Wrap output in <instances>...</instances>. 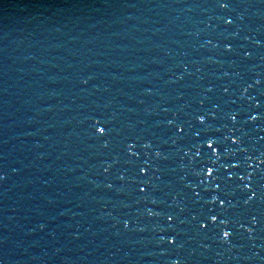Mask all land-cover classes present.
<instances>
[{
	"label": "water",
	"instance_id": "1",
	"mask_svg": "<svg viewBox=\"0 0 264 264\" xmlns=\"http://www.w3.org/2000/svg\"><path fill=\"white\" fill-rule=\"evenodd\" d=\"M0 264H264V0H0Z\"/></svg>",
	"mask_w": 264,
	"mask_h": 264
},
{
	"label": "snow or ice",
	"instance_id": "2",
	"mask_svg": "<svg viewBox=\"0 0 264 264\" xmlns=\"http://www.w3.org/2000/svg\"><path fill=\"white\" fill-rule=\"evenodd\" d=\"M209 172H211V169H209ZM228 235V233L227 232H225V236H227Z\"/></svg>",
	"mask_w": 264,
	"mask_h": 264
},
{
	"label": "clouds",
	"instance_id": "3",
	"mask_svg": "<svg viewBox=\"0 0 264 264\" xmlns=\"http://www.w3.org/2000/svg\"><path fill=\"white\" fill-rule=\"evenodd\" d=\"M224 235H225V233H224ZM225 237H227V236H225Z\"/></svg>",
	"mask_w": 264,
	"mask_h": 264
}]
</instances>
